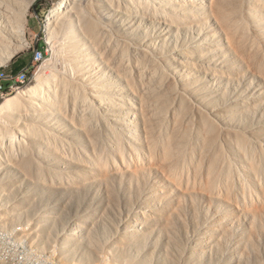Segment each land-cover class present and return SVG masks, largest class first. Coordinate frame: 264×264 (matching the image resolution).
Masks as SVG:
<instances>
[{
  "label": "rangeland",
  "instance_id": "374dc122",
  "mask_svg": "<svg viewBox=\"0 0 264 264\" xmlns=\"http://www.w3.org/2000/svg\"><path fill=\"white\" fill-rule=\"evenodd\" d=\"M37 2L26 41L12 40L21 47L0 64V104L46 81L34 107L0 113V129L14 134L0 148V264H264V64L212 55L219 33L210 18L198 6L173 8L196 23L138 29L146 35L137 44L158 36L159 47L197 50L196 64L225 74L196 70L190 87L200 101L173 90L168 99L170 87L123 52L113 39L125 33L106 20L111 36H76L109 76L104 110L67 83L80 60L69 54V32L56 26L49 37L58 0ZM137 25L129 15L125 28Z\"/></svg>",
  "mask_w": 264,
  "mask_h": 264
},
{
  "label": "bare ground",
  "instance_id": "6f19581e",
  "mask_svg": "<svg viewBox=\"0 0 264 264\" xmlns=\"http://www.w3.org/2000/svg\"><path fill=\"white\" fill-rule=\"evenodd\" d=\"M34 1L35 0H0V64L6 63L14 55L16 48L18 49L21 47L20 45L26 41V14ZM89 2L92 3V0H58L57 4L47 13L46 26L50 38L54 36L53 30H55L56 26L60 31L69 32V34H67L70 38L69 54L72 59H75L74 61L78 59L80 61H76L77 63L75 62V64L73 63L76 65V72L74 71L75 74L68 77L70 82L67 79V83L72 84L76 80L78 88L88 96L87 98H91L94 104H98L104 110L107 108V97L103 94L107 89L105 85H101V82L103 81V83H106L105 79L109 76H106L103 71L99 69V66L90 59L86 50L78 46L76 36L82 35V33L84 35L86 31L95 33V35L101 33L104 36H111L110 30L107 29V25L105 24L106 20L110 21L112 26H115L118 31L121 30V33H125V35H120L121 39L118 38L119 35H116V39H113V41L119 46L123 43L124 46L121 45L122 47H120L123 52L125 51L124 53H134L137 61H140V63L138 62L140 69L145 66L146 68L144 67V70L142 69L143 71L146 72L149 70L150 73H153L157 81H161L159 82L160 88L162 85H168L167 88H165L168 90V87H170L169 92L173 90V92L177 93H187L192 97H196L198 101H200L198 99L199 95L197 96L194 94L191 89L193 87H190L194 85H191V81H194L193 78L190 79L191 75L195 74L196 70L205 71L208 74L214 71V74L219 75L222 70L210 68L206 65H199L198 63L196 64L193 58L197 57V50L192 52V54H188L185 50L180 48L173 49L168 46L159 47L157 42L159 39L157 38L158 36L152 38V40L149 39L150 43H145L144 46L138 45L136 41L139 37L144 38L146 35H139L138 29L149 33L152 30L153 33L156 31L157 34H159L164 32L165 29L171 30L176 20H184L178 23L180 25L186 24L185 22L196 23L193 17L195 14H185L184 16H187V19H179L175 16L177 14L173 15L172 10L174 8L178 11V9L184 6L185 11H188L192 9V6H198L197 14L199 15V13H201L203 18H205V16L210 18L212 26L215 25L219 33L216 43L213 47H210L211 50H209L212 55H214L213 52L217 55H221L220 53L222 51L226 58L231 56L230 58H232V60H236L239 63L244 62L245 64H249L250 62H262V64H264V0H95L94 5L87 7ZM133 12L134 14H132ZM197 14L196 16H198ZM73 15H76V17L80 19V23L72 22ZM129 15H135L138 20L141 21L142 25H137V31L132 30L133 28H125V23ZM144 22H147V24ZM159 29L161 31H159ZM78 30H80V34ZM210 34H215L212 27L210 32H208V35ZM127 37L130 42L126 39ZM12 40L21 44H15ZM215 58L216 57L211 60L216 64L214 61ZM165 61L173 64L168 70L165 68ZM211 63L212 62H210V64ZM221 74L224 75L225 73L222 72ZM24 79L26 80V78ZM201 81L204 83L205 80ZM44 82L46 81L41 80L27 90L20 91L17 93V96L6 98V100L0 104V113L12 107V104L14 105V109H18V106H24L26 102H32V106L33 103L35 105L36 103L33 102V100L39 99V95L45 90ZM197 86L201 94H205L204 91L202 92L199 85ZM199 91L197 93H199ZM170 94L171 92L168 93V99H171ZM168 95L166 97H168ZM22 103H24V105H22ZM85 104L86 103L83 101L77 106L82 107ZM32 106L27 108L31 109ZM41 108L44 110V107ZM33 115L34 113L32 116ZM43 116H46V113ZM12 121L14 123L13 119L11 122ZM8 123H4L7 128L9 126L13 127L10 125V121ZM2 128H4V126ZM2 128L0 129V148H11V145L13 146L12 143H14L12 140L14 139V134H12L11 137V133L7 132H11L12 130L10 129L6 132V130ZM19 130L21 131V129Z\"/></svg>",
  "mask_w": 264,
  "mask_h": 264
},
{
  "label": "built area",
  "instance_id": "2783aa9c",
  "mask_svg": "<svg viewBox=\"0 0 264 264\" xmlns=\"http://www.w3.org/2000/svg\"><path fill=\"white\" fill-rule=\"evenodd\" d=\"M22 78H29L27 73H23L18 77V81L20 82Z\"/></svg>",
  "mask_w": 264,
  "mask_h": 264
},
{
  "label": "trees",
  "instance_id": "16d2710c",
  "mask_svg": "<svg viewBox=\"0 0 264 264\" xmlns=\"http://www.w3.org/2000/svg\"><path fill=\"white\" fill-rule=\"evenodd\" d=\"M43 0H38V2L35 4L34 8L35 9H39L40 8V4Z\"/></svg>",
  "mask_w": 264,
  "mask_h": 264
}]
</instances>
